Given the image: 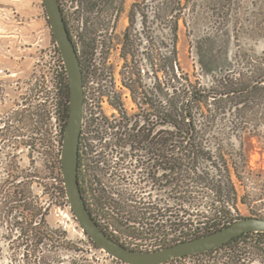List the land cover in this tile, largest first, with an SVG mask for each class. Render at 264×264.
Returning a JSON list of instances; mask_svg holds the SVG:
<instances>
[{"label":"rangeland","instance_id":"1","mask_svg":"<svg viewBox=\"0 0 264 264\" xmlns=\"http://www.w3.org/2000/svg\"><path fill=\"white\" fill-rule=\"evenodd\" d=\"M60 1L90 79L87 87L96 88L102 73L107 77L106 91L110 88V76L115 81L114 102L110 109L106 107L107 123L112 127L101 123L95 126L99 134L91 142L100 186L99 203L104 204L98 212L90 203L99 221L93 211L91 214L110 238L134 250L152 252L177 243L180 238L171 235L164 240L158 230L164 203L172 208L173 202L166 192L163 199L158 192L156 159L149 157V166L154 164V184L149 178L145 185L138 180L141 178H137L131 158H142L143 152L131 153L127 145L128 135L145 125L146 107L140 93L144 85L150 88L153 80L147 76L148 65L142 54L147 45L141 35L139 15L135 24L140 33L135 57L122 58V36L132 5L139 2L145 7L146 0ZM181 2L184 11L179 22L178 58L192 83L211 88L222 77L239 78V73L248 76L255 67L264 69V0ZM93 3L95 7L91 6ZM62 68L41 0H0V186L7 178V169L19 177L17 182L25 177L31 199L36 197L46 210L49 227L64 231L74 247L75 252L62 254L60 264H123L87 245L68 203L52 194L51 173L58 153L60 124L55 120L49 89L50 78L60 75ZM131 86L138 92L136 103L129 90ZM26 110L42 115L37 118L35 129L24 119ZM256 121L250 119L249 124L242 126L243 131L224 144V153L242 155L236 159L241 177V182L236 183L237 191L239 196L248 195L250 199L247 205L238 201L234 208H228L231 222L248 217L264 219V202L257 199L264 192V127L257 126ZM134 125L137 127L132 129ZM159 129H153V135ZM204 208L199 207L198 214L206 215ZM196 227L202 231V225ZM10 235L0 223V264L20 262V258H13L3 240ZM211 258V264H264V238L249 235L214 255L168 264H210Z\"/></svg>","mask_w":264,"mask_h":264},{"label":"trees","instance_id":"2","mask_svg":"<svg viewBox=\"0 0 264 264\" xmlns=\"http://www.w3.org/2000/svg\"><path fill=\"white\" fill-rule=\"evenodd\" d=\"M181 1L146 0L145 7L135 2L130 9L121 45L123 59L127 55L136 56L140 33L136 32L135 24L139 15L141 35L147 45L142 54L148 65L147 76L153 80L151 87L144 85L140 93L146 109L143 112L145 125L140 127L139 132L143 136L142 140L147 142L149 156L156 161L159 156L157 149L162 142L163 194L166 192L173 207L169 208L164 203L157 224L164 240L174 235L180 238L177 243L205 236L228 226L232 223L228 221V208H234L238 201L244 205L249 203V196H239L236 185L241 182L236 159L242 155L224 153V144L243 131L242 126L249 124L252 118L257 119V126L264 127L263 68L255 67L248 76L239 73V78L231 75L222 77L211 88L192 83L189 75L182 70L178 58L179 22L184 11ZM59 5L70 39L76 48L61 1ZM91 6L95 7L96 4ZM79 60L82 65L80 58ZM62 71L65 76L60 74L58 78L63 106L57 109L61 129L57 158L52 167L51 189L53 195L67 203L61 178L60 151L68 117L69 86L63 68ZM138 86L142 85L138 83ZM129 90L136 103L138 92L134 86ZM36 118L40 119L42 115L36 113ZM134 127L137 126H132V129ZM156 127H161V130L153 135ZM133 136L134 134H129L127 139L134 141ZM56 170L58 172L54 174ZM13 172L11 169L6 170L7 178L0 186V223L6 227L7 233L12 234L10 238H3L8 243L7 249L12 252L13 258H20L18 264H60L63 253L75 252L73 245L64 231L49 227L46 210L36 197L31 199L29 183L25 181V177L17 182L19 177L14 176ZM257 199L264 202V192ZM202 206L206 207V215L197 212ZM198 225H202L201 232L196 227ZM249 235L264 238L262 233H249L216 251L229 248ZM84 236L87 238V245L98 250ZM119 244L139 251L123 243ZM174 244L176 243L168 246ZM210 252L180 259L205 256Z\"/></svg>","mask_w":264,"mask_h":264},{"label":"water","instance_id":"3","mask_svg":"<svg viewBox=\"0 0 264 264\" xmlns=\"http://www.w3.org/2000/svg\"><path fill=\"white\" fill-rule=\"evenodd\" d=\"M67 75L68 117L62 135L60 167L69 208L90 241L98 249L123 264H165L168 261L207 253L249 233L264 234V219H238L211 234L152 252L133 251L110 238L86 208L78 182V144L83 118V79L78 52L70 39L58 0H41Z\"/></svg>","mask_w":264,"mask_h":264},{"label":"flooded vegetation","instance_id":"4","mask_svg":"<svg viewBox=\"0 0 264 264\" xmlns=\"http://www.w3.org/2000/svg\"><path fill=\"white\" fill-rule=\"evenodd\" d=\"M81 71H82V79H83L84 99H83V118H82V125H81L79 144H78V182H79L80 191L84 199L86 208L91 214L92 213L91 211L93 210L90 209L92 206L90 205V203H92L93 206H95L96 209H98V212L101 211L102 206H104V204L101 205L99 203L101 201L100 200L101 199L100 188H99L100 186L98 185L95 161L93 157L94 147L91 142L96 137L95 134L99 132V131L94 130L95 126H98L101 123L103 126L107 124L109 129L112 127L111 123L109 124L107 123L108 115L106 112V107L110 109L112 107V102H114L115 81L114 80L112 81V78L110 76L109 78L110 81L108 82V84L110 85V88L108 87L109 90L106 91L107 77H105L106 73H102V75H100L99 78H97V82L95 84L96 88L87 87V85L90 84V79L88 77L85 66L83 64L81 65ZM61 74L62 76L63 75L65 76V74H63V71ZM91 75L93 76V74ZM58 77L59 75L57 74L55 77L50 78V89L49 90H51V98H52L51 100L54 103V114L56 117L55 120L61 125L58 119L57 109L63 106V102H62L61 85H60V80ZM66 78H67V75H66ZM23 116H24V119L28 120L29 127L31 129H35L36 120H37L36 113L26 110L23 113ZM110 120H112V118H110ZM60 129H61V126H60ZM138 129L134 132V136H133L134 141L132 140L129 141L127 139V142H128L127 145L129 146L131 153H138L139 151L143 152L142 158L138 157L137 155H135L134 157H131L132 160L134 158V165L132 168L134 169L136 173H138L137 178L138 177L141 178V179H138L140 180V182L146 185L147 180L150 178V180L152 181V184H154V171H153L154 164L149 166L150 156H149V151H148V145L146 141L142 140L143 136H141L142 134L140 135V132ZM157 154L159 156L156 161V168L158 171V177L156 179V184H157L158 192L162 193L161 197L163 199V146H162V142H160V146H158ZM139 162H140V166H139ZM93 213H94V217L96 218V220H98L99 216H95V211H93ZM215 252L216 250H212L210 253L214 255ZM212 262H213V259L211 258L210 264Z\"/></svg>","mask_w":264,"mask_h":264}]
</instances>
